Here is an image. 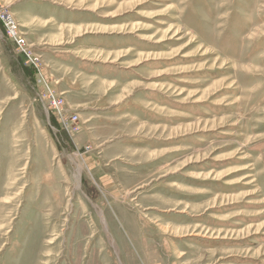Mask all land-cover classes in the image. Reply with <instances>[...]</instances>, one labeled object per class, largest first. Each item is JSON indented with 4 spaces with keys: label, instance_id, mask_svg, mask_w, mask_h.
<instances>
[{
    "label": "rangeland",
    "instance_id": "374dc122",
    "mask_svg": "<svg viewBox=\"0 0 264 264\" xmlns=\"http://www.w3.org/2000/svg\"><path fill=\"white\" fill-rule=\"evenodd\" d=\"M0 264H264V0H0Z\"/></svg>",
    "mask_w": 264,
    "mask_h": 264
},
{
    "label": "built area",
    "instance_id": "2783aa9c",
    "mask_svg": "<svg viewBox=\"0 0 264 264\" xmlns=\"http://www.w3.org/2000/svg\"><path fill=\"white\" fill-rule=\"evenodd\" d=\"M4 17L7 20L8 24H10L12 26L10 30L13 31V32H15L16 31V27H17L16 24H15L16 22L12 21V19L9 16V14H5L4 13ZM19 45L21 46V48L24 49L23 46L25 45V41L21 39V43Z\"/></svg>",
    "mask_w": 264,
    "mask_h": 264
},
{
    "label": "bare ground",
    "instance_id": "6f19581e",
    "mask_svg": "<svg viewBox=\"0 0 264 264\" xmlns=\"http://www.w3.org/2000/svg\"><path fill=\"white\" fill-rule=\"evenodd\" d=\"M81 170V169H80ZM81 173V171L79 172V174Z\"/></svg>",
    "mask_w": 264,
    "mask_h": 264
}]
</instances>
